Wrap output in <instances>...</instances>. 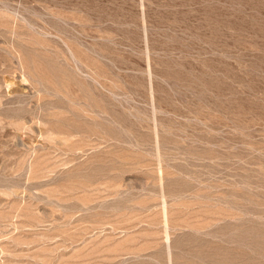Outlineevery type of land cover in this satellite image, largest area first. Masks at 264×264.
Returning a JSON list of instances; mask_svg holds the SVG:
<instances>
[{
  "label": "rangeland",
  "instance_id": "1",
  "mask_svg": "<svg viewBox=\"0 0 264 264\" xmlns=\"http://www.w3.org/2000/svg\"><path fill=\"white\" fill-rule=\"evenodd\" d=\"M0 264H264V0H0Z\"/></svg>",
  "mask_w": 264,
  "mask_h": 264
}]
</instances>
